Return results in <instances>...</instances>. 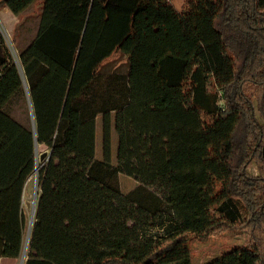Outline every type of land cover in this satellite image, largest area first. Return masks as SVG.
Listing matches in <instances>:
<instances>
[{
  "label": "trees",
  "instance_id": "1",
  "mask_svg": "<svg viewBox=\"0 0 264 264\" xmlns=\"http://www.w3.org/2000/svg\"><path fill=\"white\" fill-rule=\"evenodd\" d=\"M142 1L0 0L16 15L40 9L19 63L0 34V258L24 251L39 145L49 153L24 264H192L191 236L264 225V0ZM116 51L126 70L104 73ZM24 97L31 126L11 112ZM119 109L126 154L114 164ZM120 174L138 185L124 192ZM169 174V197L144 184ZM235 251L264 264L257 246Z\"/></svg>",
  "mask_w": 264,
  "mask_h": 264
},
{
  "label": "rangeland",
  "instance_id": "2",
  "mask_svg": "<svg viewBox=\"0 0 264 264\" xmlns=\"http://www.w3.org/2000/svg\"><path fill=\"white\" fill-rule=\"evenodd\" d=\"M203 0H143L142 7L151 8H169L174 7L179 11H187L190 8L194 10L197 5L198 9L202 8ZM201 2V3H200ZM191 6V7H190ZM207 6V5H206ZM205 6V8H206ZM39 8V7H38ZM197 9V10H198ZM37 6L21 15L20 22L14 28L4 27L0 24V34L3 35L5 43L11 51L15 61L19 63V50H23L35 37L38 18L35 13ZM14 40V43L12 41ZM127 66V57L119 51L114 52L107 58L102 65L103 72L125 71ZM27 97V95H26ZM12 114L21 122L31 126L32 116L29 101L24 98H14L11 104ZM111 135H112V160L114 164H118L126 154L124 115L122 110H114L111 112ZM96 154L99 158L103 157V120L102 114H99L96 122ZM46 152L47 155L41 159V154ZM49 149L43 145H39L36 155V167L32 175L28 178L24 189L23 208L27 216V227L25 232V246L22 255L19 258L11 260L12 264H24L27 254V246L29 240V229L32 228L31 222L34 207L37 201V181L38 169L42 162L48 159ZM38 158V159H37ZM249 173L253 176L258 175V169L255 164L250 166ZM173 174L146 181L144 184L155 191H158L165 197H169V184ZM170 177V178H169ZM169 179V180H168ZM120 185L124 192L133 189L138 182L126 175L120 174ZM249 223L248 218L244 223L234 227H222L215 229L205 238H197L191 236L189 246L192 255V264H255V262L245 256L239 255L235 249L243 246H257L264 255V225L254 223L246 228L241 227Z\"/></svg>",
  "mask_w": 264,
  "mask_h": 264
},
{
  "label": "crops",
  "instance_id": "3",
  "mask_svg": "<svg viewBox=\"0 0 264 264\" xmlns=\"http://www.w3.org/2000/svg\"><path fill=\"white\" fill-rule=\"evenodd\" d=\"M35 4H31L23 13L30 11L33 9ZM37 6V5H36ZM40 9L37 7V11ZM21 20V15H16L10 9L7 4L0 6V24L4 27L14 28ZM36 22L38 23V18H36ZM14 258L11 257H1L0 264H12L11 260Z\"/></svg>",
  "mask_w": 264,
  "mask_h": 264
},
{
  "label": "water",
  "instance_id": "4",
  "mask_svg": "<svg viewBox=\"0 0 264 264\" xmlns=\"http://www.w3.org/2000/svg\"><path fill=\"white\" fill-rule=\"evenodd\" d=\"M33 125H34V127H35V121H34V119H33ZM46 155H47V153H46V152H43V153L41 154V159H44V158L46 157ZM35 208H36V207H34V211H35ZM32 219H34V213H33ZM32 221H33V220H32ZM31 224H32V222H31ZM30 232H31V226H30V229H29V233H28V235H30Z\"/></svg>",
  "mask_w": 264,
  "mask_h": 264
},
{
  "label": "bare ground",
  "instance_id": "5",
  "mask_svg": "<svg viewBox=\"0 0 264 264\" xmlns=\"http://www.w3.org/2000/svg\"><path fill=\"white\" fill-rule=\"evenodd\" d=\"M38 159V158H37ZM38 164V163H37Z\"/></svg>",
  "mask_w": 264,
  "mask_h": 264
}]
</instances>
